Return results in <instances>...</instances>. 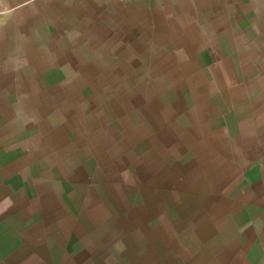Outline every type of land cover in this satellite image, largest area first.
I'll list each match as a JSON object with an SVG mask.
<instances>
[{
  "label": "crops",
  "instance_id": "0c3cea01",
  "mask_svg": "<svg viewBox=\"0 0 264 264\" xmlns=\"http://www.w3.org/2000/svg\"><path fill=\"white\" fill-rule=\"evenodd\" d=\"M0 264H264V0H0Z\"/></svg>",
  "mask_w": 264,
  "mask_h": 264
}]
</instances>
